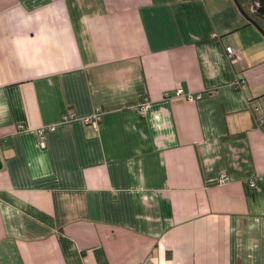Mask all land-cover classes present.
Instances as JSON below:
<instances>
[{
  "label": "crops",
  "instance_id": "crops-1",
  "mask_svg": "<svg viewBox=\"0 0 264 264\" xmlns=\"http://www.w3.org/2000/svg\"><path fill=\"white\" fill-rule=\"evenodd\" d=\"M260 118L233 0H0V264H264Z\"/></svg>",
  "mask_w": 264,
  "mask_h": 264
},
{
  "label": "built area",
  "instance_id": "built-area-1",
  "mask_svg": "<svg viewBox=\"0 0 264 264\" xmlns=\"http://www.w3.org/2000/svg\"><path fill=\"white\" fill-rule=\"evenodd\" d=\"M226 54L228 56V58L230 59L231 62H233V56H234V52L232 50V48L230 46H227L225 48ZM239 83H236V86ZM164 96L166 98H180L183 99L185 101H195L198 100L202 97V93H184L182 89L180 88H176L173 89L172 94H170L169 92H165ZM146 97L142 98V102L140 103V110L144 111L145 109V104H146ZM73 117V113L69 110L63 112L61 114V120H68L71 119ZM100 121V109H96L89 117H86L83 119V123L85 125H90L92 127H97L98 122ZM257 122L259 124H262L264 122V120H262L261 118L257 120ZM18 128H23L22 125H18ZM54 126L53 125H48V126H41L37 129V138H38V144L40 147H45V135L47 131H51L53 130ZM229 181V177L227 175H221L217 182L218 183H225ZM249 185L253 186L254 184V180L253 177L249 178Z\"/></svg>",
  "mask_w": 264,
  "mask_h": 264
},
{
  "label": "trees",
  "instance_id": "trees-1",
  "mask_svg": "<svg viewBox=\"0 0 264 264\" xmlns=\"http://www.w3.org/2000/svg\"><path fill=\"white\" fill-rule=\"evenodd\" d=\"M236 3L264 31V0H236Z\"/></svg>",
  "mask_w": 264,
  "mask_h": 264
},
{
  "label": "water",
  "instance_id": "water-1",
  "mask_svg": "<svg viewBox=\"0 0 264 264\" xmlns=\"http://www.w3.org/2000/svg\"><path fill=\"white\" fill-rule=\"evenodd\" d=\"M237 9L239 10V12L241 13V15L249 22L251 23L254 27H256V29L261 33V35L264 37V31L254 22L252 21L248 16H245L243 14V11L237 6L236 0H233ZM2 166L1 160H0V168Z\"/></svg>",
  "mask_w": 264,
  "mask_h": 264
}]
</instances>
